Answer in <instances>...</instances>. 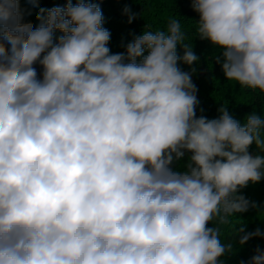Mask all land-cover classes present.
<instances>
[{"label":"clouds","instance_id":"9594fccd","mask_svg":"<svg viewBox=\"0 0 264 264\" xmlns=\"http://www.w3.org/2000/svg\"><path fill=\"white\" fill-rule=\"evenodd\" d=\"M190 4L225 80L264 94V0ZM24 16L0 0V264H220L233 246L209 225L258 207L240 190L264 180V118L197 115L175 18L112 53L91 0Z\"/></svg>","mask_w":264,"mask_h":264},{"label":"trees","instance_id":"16d2710c","mask_svg":"<svg viewBox=\"0 0 264 264\" xmlns=\"http://www.w3.org/2000/svg\"><path fill=\"white\" fill-rule=\"evenodd\" d=\"M72 2L75 4L76 0ZM91 2L99 4L102 10L103 26L111 33L108 47L112 53L123 52L124 45L145 30L166 31L168 21L172 18L180 22L181 30L186 36L184 42L192 45L194 53L199 58L197 63L191 66L196 68L192 80L198 89L197 115H203L208 119L217 118L218 108L224 105L241 123L252 111L264 118V94L225 80L220 66L215 63L219 50L210 46L207 41L197 38L198 15L192 10L190 0H91ZM65 3L66 0H38L36 6H33L28 0H21V8L25 10L24 22H30L35 27L39 23L36 16L41 8L63 7ZM126 7L131 9V13L136 14V18L131 23L128 22V15L123 11ZM55 35L59 36L60 33L57 32ZM177 52L183 55L179 46ZM35 67L38 73L42 71L39 65ZM179 67L184 71L190 70L189 66L183 63H180ZM250 151L254 152L255 146H252ZM240 194L255 202L258 207L250 208L244 213H235L229 217L227 224L218 225L214 221L209 225L220 228L221 243L231 242L233 246L231 252L220 258V264L247 262L258 246L264 249V238L254 237L243 245L239 244V239L244 233L252 232L257 228L264 231V180L258 183L250 182L247 187L240 190ZM241 228L243 232L238 231Z\"/></svg>","mask_w":264,"mask_h":264}]
</instances>
